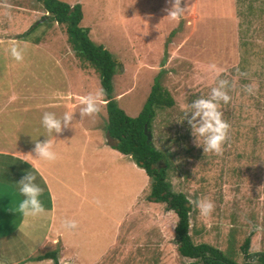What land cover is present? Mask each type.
Segmentation results:
<instances>
[{"label": "rangeland", "instance_id": "374dc122", "mask_svg": "<svg viewBox=\"0 0 264 264\" xmlns=\"http://www.w3.org/2000/svg\"><path fill=\"white\" fill-rule=\"evenodd\" d=\"M58 1L80 6L79 26L116 61L112 98L124 93L116 102L125 115H137L160 74L158 83L172 106L155 110L151 143L169 166L165 172L169 191L183 194L189 202L191 242L217 248L236 264L247 262L240 250L245 238L249 239V253L264 252V0H182V7L190 11L179 21L167 17L168 0ZM42 16L46 13L35 0H0V38L10 42L0 44V88L18 85V97L25 98L31 91L24 88L29 86L36 93H51L55 99L67 87L77 88L75 76L96 85L97 74L70 49L64 26L41 25ZM23 33L25 37L18 39ZM11 41L23 49L22 61L11 56ZM212 64L217 66L218 76L210 70ZM219 79L229 81L231 99L227 104L221 102V110L230 128L222 153L216 154L204 152V137H199L198 145L184 118L191 102L207 98ZM250 84L258 86L252 94L244 91ZM1 93L8 96L7 91ZM30 100L43 101L42 97ZM29 109L24 111L25 118H40L50 112L34 110V106ZM105 123L103 110L101 125ZM17 135L24 149L44 137L40 130ZM205 197L215 205L208 217L196 206V201ZM156 203L161 212L167 211L165 203ZM176 220L168 210L164 229L158 232L150 224V234L144 240V232L135 230L139 236L134 247L140 246L133 252L137 260L115 262L113 251L105 258L107 264L193 262L176 251L172 228ZM158 249L165 255L163 261Z\"/></svg>", "mask_w": 264, "mask_h": 264}, {"label": "crops", "instance_id": "0c3cea01", "mask_svg": "<svg viewBox=\"0 0 264 264\" xmlns=\"http://www.w3.org/2000/svg\"><path fill=\"white\" fill-rule=\"evenodd\" d=\"M8 40L0 38V44ZM73 83L75 90L67 87L55 99L51 93H36L29 86L24 88L31 91L25 98L18 97L21 95L16 92L20 91L18 85L0 88V97L6 98L0 100V262L3 264H52L50 259L34 260L52 250H57L58 264H107L109 260L105 258L113 251L116 253L111 258L115 262L137 260L133 252L140 246L134 247L139 236L135 230L144 232V240L150 234V224L158 232L164 229L168 210L161 212L159 204L148 199L149 179L145 172L129 156L106 143V132L101 125L105 104L99 114L80 116L83 107L80 98L100 89L99 81L89 85L80 75L75 76ZM5 91L8 96L1 93ZM113 95L116 102L124 93ZM30 97H42L43 101L33 103ZM33 106L34 110L49 109L58 117L73 112L72 126L51 134L57 153L54 161L38 159L33 151L35 143L24 149L17 141V134H35L36 130L44 134L40 142L49 135L41 123L42 117L25 118V112ZM27 172L36 175L35 182L44 190L40 200L46 212L25 221L13 210L23 199L17 183ZM65 221H75L77 227L65 228ZM164 256L160 252L161 261Z\"/></svg>", "mask_w": 264, "mask_h": 264}, {"label": "trees", "instance_id": "16d2710c", "mask_svg": "<svg viewBox=\"0 0 264 264\" xmlns=\"http://www.w3.org/2000/svg\"><path fill=\"white\" fill-rule=\"evenodd\" d=\"M35 1L46 13V16L39 19V24L63 25L70 49L97 74L99 87L107 93L104 131L109 134L112 140L117 141V144L112 148L122 155L129 156L131 161L145 172L149 179L148 199L153 198L154 202L165 203L167 210L175 214L177 221L173 228V234L178 254L183 258L193 260L187 264H236L224 258L217 248L204 243L193 244L191 242L188 235L189 202L183 194L169 191V184L165 181V172L169 166L164 161V155L154 149L150 134L155 110L172 106V100L168 93L158 83L160 74L158 73L154 78L138 114L128 117L118 108L112 98L111 79L116 71V61L101 45L93 44L87 36L88 31L79 26L82 17L80 6L78 4L70 6L58 0ZM70 8H72L71 12H69ZM172 32L173 30L169 36ZM25 33L19 35L18 39L24 38ZM147 135H150V139ZM159 163L163 164V167H159ZM248 246L249 239L245 238L240 246L243 257L247 261L244 264H264V252L249 253ZM56 254L57 250H52L36 256L34 260L50 259L52 264H58Z\"/></svg>", "mask_w": 264, "mask_h": 264}, {"label": "clouds", "instance_id": "9594fccd", "mask_svg": "<svg viewBox=\"0 0 264 264\" xmlns=\"http://www.w3.org/2000/svg\"><path fill=\"white\" fill-rule=\"evenodd\" d=\"M170 5L166 9L167 17L173 21L182 19L190 9L187 6L182 7V0H168ZM5 7H11L8 4ZM10 54L16 61L24 59L23 49L16 43L10 47ZM210 70L215 71L217 76L219 70L215 64L209 66ZM246 76V73H241ZM258 88L255 84L245 85L244 91L252 94ZM229 81L226 79H219L217 86L211 89V93L207 98L200 97L191 102L187 111H185V118L192 130L193 136L196 138L198 145L199 137H204V152H214L221 154L223 145L228 139L229 123L223 119V111L221 110V102L229 103L231 97L228 95ZM107 93L103 88L97 89L94 93H89L80 98V103L83 107L80 110L81 118L84 116H94L99 114L101 108L106 103L105 97ZM189 114H191L189 116ZM74 119L73 112H65L62 117H58L54 112H45L42 116L41 123L46 129L47 139L43 142H35L34 152L38 159L44 161H54L57 159V153L54 150L53 140L50 138L52 133L59 134L65 129L72 126ZM36 175L33 172H27L21 180L17 183L19 186V193L23 197L18 207L13 210L20 213V215L27 221L29 218L35 219L42 216L46 209L40 200L43 194L41 188L36 182ZM196 206L200 210L202 216L208 217L215 209L214 203L207 197L196 201ZM64 227L68 229H75L77 223L75 221H65ZM3 264V262H0Z\"/></svg>", "mask_w": 264, "mask_h": 264}, {"label": "water", "instance_id": "95a60500", "mask_svg": "<svg viewBox=\"0 0 264 264\" xmlns=\"http://www.w3.org/2000/svg\"><path fill=\"white\" fill-rule=\"evenodd\" d=\"M71 11H72V8H70L69 12H71ZM120 70H121V68H120ZM147 137L150 139V135H147ZM105 138H106V143L108 144V146L114 147L117 144V141L112 140L109 137V134L107 132L105 133Z\"/></svg>", "mask_w": 264, "mask_h": 264}]
</instances>
